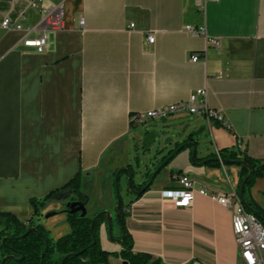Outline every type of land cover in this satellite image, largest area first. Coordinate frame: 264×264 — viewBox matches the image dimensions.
I'll return each instance as SVG.
<instances>
[{
  "label": "crops",
  "instance_id": "0c3cea01",
  "mask_svg": "<svg viewBox=\"0 0 264 264\" xmlns=\"http://www.w3.org/2000/svg\"><path fill=\"white\" fill-rule=\"evenodd\" d=\"M30 1L0 0V24L7 17L23 27L38 23L41 13L27 9ZM56 1L65 3V29L49 34L44 53L26 47L22 33L0 36V212L43 224L58 239L70 232L71 192L55 194L39 216L32 198L81 173L88 215L110 213L118 171L132 166L135 178L147 182L164 166L148 191L124 203L134 251L164 264H242L233 210L198 193L190 209H177L162 193L179 188L172 179L178 172L212 193L240 192L242 168L201 167L194 146L197 158H205L242 140L243 150L264 165V0L208 1L205 13L194 0ZM189 25H205L221 47L191 35ZM203 88L208 107L221 109L231 130L188 114L132 124L134 114L186 101ZM125 176L128 181L130 173L120 185ZM251 195L264 209V177ZM112 217L111 231L101 227V244L119 253L114 240L122 232ZM109 264L125 261L110 256Z\"/></svg>",
  "mask_w": 264,
  "mask_h": 264
},
{
  "label": "trees",
  "instance_id": "16d2710c",
  "mask_svg": "<svg viewBox=\"0 0 264 264\" xmlns=\"http://www.w3.org/2000/svg\"><path fill=\"white\" fill-rule=\"evenodd\" d=\"M137 116L134 114L132 118ZM132 124H134L132 120ZM194 134L190 135V137ZM195 164L201 167L220 168L225 165L239 166L242 168L240 188L244 183V193L241 196L242 202L247 210L253 213L258 220L264 224V209L257 204L251 190L259 178L264 177L263 164L261 160L250 157L245 150L238 148L222 149L218 154H213L205 158L195 157ZM164 166L159 168L155 177L161 172ZM133 172V167L123 170L119 175L117 172V185L120 187V179L123 174ZM182 176V172L172 175V179ZM81 173L77 174L63 188L53 191L43 198H32L30 204L34 209V216L41 215L49 200L57 193L69 191L74 194L73 200L86 204V196L81 192ZM135 176L131 179V188L135 193L141 192L144 188L148 191L152 183L144 182L139 188L134 185ZM144 192V193H145ZM143 193V194H144ZM141 194V195H143ZM138 195V196H141ZM66 220L70 227V232L55 239L43 224H32L21 222L14 214L0 212V264H109V257L116 256L128 264H164L161 260L143 252L134 251V239L128 232L126 217L128 212L121 197L119 214V226L121 227V237L118 242L122 246L119 253L105 250L101 244V227L108 225V216L104 211L92 216L82 215L77 207H66ZM112 225V222H111ZM109 226V225H108ZM109 229V228H108ZM44 255V257H43Z\"/></svg>",
  "mask_w": 264,
  "mask_h": 264
},
{
  "label": "built area",
  "instance_id": "2783aa9c",
  "mask_svg": "<svg viewBox=\"0 0 264 264\" xmlns=\"http://www.w3.org/2000/svg\"><path fill=\"white\" fill-rule=\"evenodd\" d=\"M208 1L216 2L218 0H194L196 7L202 13L206 12ZM43 2L44 0H32L27 4V9L40 11L41 19L38 23L23 27L19 23V19L14 20L7 17L0 24V36L12 31L22 33V41L26 47L35 48L40 54L44 53L48 47L49 34L62 32L65 29V3L64 1L48 0L50 6L44 7ZM20 18H24V15H21ZM79 25L82 29L84 28V19L79 21ZM186 30L195 37L206 36L209 46L221 47L219 39L207 36L205 25L199 27L189 25ZM148 42L154 44L155 36L153 34L149 36ZM199 60V55H194L192 58L193 63H197ZM219 77H222V74ZM207 97L208 89H199L192 93L186 101L137 114L132 120L136 125H143L150 121H162L172 116L201 115L208 122L215 120L226 129L231 130L224 112L221 109H210L208 107ZM237 148L243 150L244 143L242 140H237ZM176 180L179 188L164 191L162 193L163 199L170 200L177 209L188 210L192 207L195 195L198 193L210 198L226 209L233 210V233L242 264H264V224L247 210L238 190L231 189V191L221 194L212 193L207 186L200 184L190 176L182 175L177 177Z\"/></svg>",
  "mask_w": 264,
  "mask_h": 264
},
{
  "label": "rangeland",
  "instance_id": "374dc122",
  "mask_svg": "<svg viewBox=\"0 0 264 264\" xmlns=\"http://www.w3.org/2000/svg\"><path fill=\"white\" fill-rule=\"evenodd\" d=\"M155 154H156V152L152 153V157L155 156ZM171 157H173V155H172ZM171 157H170V158H171ZM170 158L166 159L164 163H166ZM142 164H143V165L146 164V158H144ZM150 168H152V167H150ZM159 168H160V167L156 168V169L152 172V174H151V176H150V179L148 180L149 182L152 181V179L155 178V174L159 171ZM144 181H145V180H144V176H139V177L135 178V180H134V184H135V185H134V186H135L136 188H139L140 185H143V184H144ZM117 186H118V185L116 184V186H115V190H116V193H115L116 205H115V207H114L112 210H109L110 213H111V216H112V215L114 216V224H116L117 209H118V197H120V198L122 197L124 203H127L131 198H133V197L135 196V191L132 190L131 185L129 184V180L127 181L126 176L122 179L120 187L118 186V188H119V193L117 192ZM83 193H84V192H83ZM72 197H75V195L72 194V195H71V198H72ZM79 202H80L79 200H78V202H77V201H75V200H73V199H70L69 202H68V203H69L68 206H71L72 204H77L76 207H77L79 210H81L82 215H86V214H88L87 203L83 205V204H81V203H79ZM117 221H118V220H117ZM32 224L36 225L37 223H36V222H32ZM1 231H2V227L0 228V232H1ZM51 235H52V237H57V233H56V232H51ZM238 250H239V249H238Z\"/></svg>",
  "mask_w": 264,
  "mask_h": 264
},
{
  "label": "water",
  "instance_id": "95a60500",
  "mask_svg": "<svg viewBox=\"0 0 264 264\" xmlns=\"http://www.w3.org/2000/svg\"><path fill=\"white\" fill-rule=\"evenodd\" d=\"M194 148V154H193V161L195 160V157H196V152H197V148H196V146H194L193 147ZM125 170H128V169H125ZM263 170H264V166H263ZM122 172V170L121 171H119V173H118V175L120 174ZM133 176H135V174L133 173V172H131L130 173V177H129V184L131 185V179H132V177ZM153 181H154V179H152V181H150V184L151 183H153ZM244 183L242 184V186H241V188H240V195L241 196H243V193H244ZM145 188L141 191V192H138V194L137 195H141V194H143L144 192H145ZM117 192L119 193V188H118V186H117ZM77 206V204H72L71 205V207L72 208H74V207H76ZM120 206H121V198L120 197H118V210H119V208H120ZM77 210H79L78 208H77ZM81 211V210H80ZM106 213V215L108 216V225H109V229H110V231H111V229H112V225H111V222H112V220H113V217L111 216V214L109 213V212H105ZM117 220H118V222H120V219H119V214L117 213ZM43 257H44V255H43ZM125 264H128L127 262H125Z\"/></svg>",
  "mask_w": 264,
  "mask_h": 264
}]
</instances>
